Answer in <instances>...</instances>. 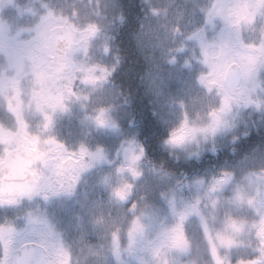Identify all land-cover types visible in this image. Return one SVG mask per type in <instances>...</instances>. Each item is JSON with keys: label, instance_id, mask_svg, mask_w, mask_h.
<instances>
[{"label": "clouds", "instance_id": "clouds-1", "mask_svg": "<svg viewBox=\"0 0 264 264\" xmlns=\"http://www.w3.org/2000/svg\"><path fill=\"white\" fill-rule=\"evenodd\" d=\"M0 264H264V0H0Z\"/></svg>", "mask_w": 264, "mask_h": 264}, {"label": "flooded vegetation", "instance_id": "flooded-vegetation-1", "mask_svg": "<svg viewBox=\"0 0 264 264\" xmlns=\"http://www.w3.org/2000/svg\"><path fill=\"white\" fill-rule=\"evenodd\" d=\"M171 83H173V80L171 81ZM133 108L138 113V119H141V123L139 125L141 136L146 137L147 143L151 145L152 148H154L155 141L159 138L160 135L163 134V129L161 134H159V123L157 121V118L152 115L151 107L147 104V100L141 99L140 96H137V98L134 100ZM253 139H255V137H253ZM109 141L110 138H105V142ZM206 159L210 160L211 158L208 157ZM203 166L204 165H194V167ZM73 210L74 207L71 201H69L63 208H60L58 204H53L50 208V211H56L58 213V216L62 221H66Z\"/></svg>", "mask_w": 264, "mask_h": 264}, {"label": "rangeland", "instance_id": "rangeland-1", "mask_svg": "<svg viewBox=\"0 0 264 264\" xmlns=\"http://www.w3.org/2000/svg\"><path fill=\"white\" fill-rule=\"evenodd\" d=\"M183 80V76L180 72H176L173 78V83H171L172 88L175 91H179L180 83Z\"/></svg>", "mask_w": 264, "mask_h": 264}, {"label": "trees", "instance_id": "trees-1", "mask_svg": "<svg viewBox=\"0 0 264 264\" xmlns=\"http://www.w3.org/2000/svg\"><path fill=\"white\" fill-rule=\"evenodd\" d=\"M159 134H161V132H162V127H161V125L159 124Z\"/></svg>", "mask_w": 264, "mask_h": 264}]
</instances>
